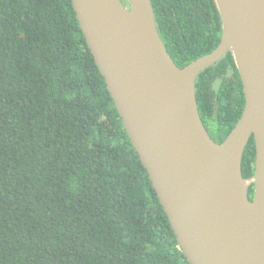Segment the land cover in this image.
I'll use <instances>...</instances> for the list:
<instances>
[{
  "label": "trees",
  "instance_id": "trees-1",
  "mask_svg": "<svg viewBox=\"0 0 264 264\" xmlns=\"http://www.w3.org/2000/svg\"><path fill=\"white\" fill-rule=\"evenodd\" d=\"M151 2L179 67L218 46L214 0ZM196 97L222 142L245 106L231 51L198 74ZM255 157L252 136L245 178ZM0 264H190L71 0H0Z\"/></svg>",
  "mask_w": 264,
  "mask_h": 264
},
{
  "label": "water",
  "instance_id": "water-1",
  "mask_svg": "<svg viewBox=\"0 0 264 264\" xmlns=\"http://www.w3.org/2000/svg\"><path fill=\"white\" fill-rule=\"evenodd\" d=\"M95 62L190 264H264V0H214L218 46L179 67L151 0H71ZM231 51L245 106L222 142L204 125L196 78ZM253 136L251 177L242 174ZM254 183L253 198H249Z\"/></svg>",
  "mask_w": 264,
  "mask_h": 264
},
{
  "label": "flooded vegetation",
  "instance_id": "flooded-vegetation-1",
  "mask_svg": "<svg viewBox=\"0 0 264 264\" xmlns=\"http://www.w3.org/2000/svg\"><path fill=\"white\" fill-rule=\"evenodd\" d=\"M253 195H254V193H253Z\"/></svg>",
  "mask_w": 264,
  "mask_h": 264
},
{
  "label": "rangeland",
  "instance_id": "rangeland-1",
  "mask_svg": "<svg viewBox=\"0 0 264 264\" xmlns=\"http://www.w3.org/2000/svg\"><path fill=\"white\" fill-rule=\"evenodd\" d=\"M123 1V0H122ZM127 3V2H126Z\"/></svg>",
  "mask_w": 264,
  "mask_h": 264
}]
</instances>
